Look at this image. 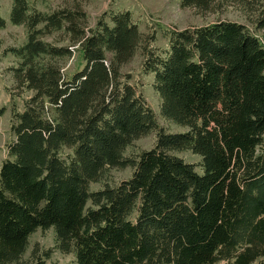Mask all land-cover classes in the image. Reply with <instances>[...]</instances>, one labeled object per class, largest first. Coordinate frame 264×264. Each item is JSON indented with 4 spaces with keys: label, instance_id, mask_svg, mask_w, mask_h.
<instances>
[{
    "label": "trees",
    "instance_id": "trees-1",
    "mask_svg": "<svg viewBox=\"0 0 264 264\" xmlns=\"http://www.w3.org/2000/svg\"><path fill=\"white\" fill-rule=\"evenodd\" d=\"M46 2L12 0L11 21L28 35L8 50L13 76L32 96L12 113L0 169V264H29L31 236L51 228L73 264H264V0H181L198 13L240 4L256 31L225 20L159 25L166 49L155 35L144 40L130 11L90 27L79 6L46 12ZM60 33L82 52L69 77L71 49L45 40ZM140 51L161 117L186 132H166L121 72ZM153 133V148L126 156ZM185 151L200 162L176 154ZM129 167L118 185L90 190Z\"/></svg>",
    "mask_w": 264,
    "mask_h": 264
},
{
    "label": "rangeland",
    "instance_id": "rangeland-1",
    "mask_svg": "<svg viewBox=\"0 0 264 264\" xmlns=\"http://www.w3.org/2000/svg\"><path fill=\"white\" fill-rule=\"evenodd\" d=\"M79 6L88 15V26L94 27L98 19L106 12H132L134 21L139 25L144 40L151 35L156 36L153 44L160 49L168 47V38L159 25L170 29L182 30L189 27H198L217 22L219 20L233 21L245 24L255 29L256 15L246 11L240 4H225L221 10L208 13H198L194 8H183L181 0H47L41 3L39 8L50 12L60 8L73 9ZM12 0H0V17L5 21V28L0 27V108H5V113L0 117V169L3 161L8 157L7 146L15 139L11 127L13 123V111L23 112L25 102L32 96L31 92L18 89L12 68L18 64L17 58L10 53V48H19L28 41L27 30L24 26H16L11 21ZM264 31L258 32L260 35ZM45 40L54 45L68 47L72 56L64 61L63 72L69 77L79 68H83L82 52L77 45L69 42V36L56 34L45 37ZM144 42L143 44H145ZM143 56L140 51L134 59L123 66L121 72L132 77L133 84L138 93L141 94L155 111L158 123L168 133H183L187 128L169 122L160 115L161 99L153 87L154 74H145L142 71ZM156 143V134L153 133L136 141L126 151V156L137 157L145 150H150ZM186 162L198 164L200 156L190 151L176 153ZM132 168L115 169L107 176L106 180L93 183L91 191H98L109 186H116L121 181L132 175ZM29 249L24 256V261L35 264L40 260L43 264H73L74 254H64L56 249V234L53 228L38 230L29 240ZM50 251V256L44 253Z\"/></svg>",
    "mask_w": 264,
    "mask_h": 264
}]
</instances>
